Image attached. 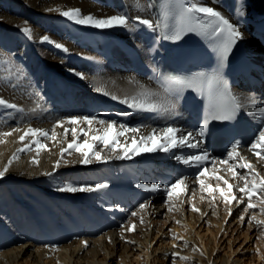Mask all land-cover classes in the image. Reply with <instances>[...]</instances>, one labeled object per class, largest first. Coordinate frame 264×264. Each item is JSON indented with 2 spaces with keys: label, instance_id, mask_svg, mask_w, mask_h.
<instances>
[{
  "label": "bare ground",
  "instance_id": "obj_1",
  "mask_svg": "<svg viewBox=\"0 0 264 264\" xmlns=\"http://www.w3.org/2000/svg\"><path fill=\"white\" fill-rule=\"evenodd\" d=\"M242 2L244 18L264 16V0ZM207 5L238 24L244 39L238 41L236 47L247 60L264 68V47L254 38L253 29L242 24L237 13L226 11L221 0H207ZM53 7L79 8L83 14L97 17L117 13H126L131 18L139 15L158 24L155 0H0V97L17 104L20 109L0 107V131L31 126L50 132L55 127L58 134L55 142L42 139L41 142L47 143L51 151L40 153L39 166L30 163L34 152L20 153L19 161L14 162L6 176L0 179V264H136L141 253L152 254H149L151 233L154 218L158 216L171 219L172 233L169 236L177 248L153 256L150 264H264V247L260 248L253 263H247L216 252L212 241L217 234L198 239L192 234L196 223L207 225L217 210L211 197L201 191L195 180L197 169L181 164L174 157L207 152L203 143L199 149L185 147L167 153H141L131 159H115L111 150L105 149L102 155L111 157L108 162L93 161L87 165L80 163L82 157L73 151L63 157L53 176L43 175L53 170L55 161L60 158V147H66L72 140L70 134L64 136L63 128L56 127L58 121H64V127H73L67 122L71 116H95L97 120L116 121L126 128L140 129L138 133H132L116 128L112 133L124 132L118 140L123 147L130 146V155L138 146L140 137L153 129L159 133L172 126L183 132H196L186 112L160 86L157 76L139 74L140 67L157 73L154 54L155 44L160 39L159 27L153 32L137 25L133 19L129 28L100 30L76 24L57 12L46 10ZM25 22L32 29L31 39L21 31ZM43 35H48L53 43L42 42ZM55 43L63 44L69 51L65 53L57 49ZM109 56L113 58L112 66L107 64ZM74 72L84 74L85 78L81 79ZM97 88L101 91H96ZM263 92L264 86L258 91L243 86L232 90L242 104L240 113L255 129L264 125V119L255 111L258 106H264L261 103L264 101ZM113 95L118 99L113 100ZM133 97L138 102H163L166 110L141 111L122 102L125 98L132 102ZM99 107H110L129 115L116 119L111 115L95 114ZM75 127L77 142L87 140L90 144L94 143V136L103 135L105 128L95 122L91 126L79 123ZM84 131L87 136L83 135ZM21 134L5 138L6 142L0 144V170L22 146L18 142ZM133 138L137 144L132 143ZM252 138L240 144L239 151L264 174V164L249 152ZM225 159H228L227 152L218 156L209 154L203 164L208 169L203 177L205 183L213 188L219 183L226 189L222 181L215 179L216 175H223L230 184L243 186V181L232 178L227 166L220 163ZM237 170L242 174L246 171ZM179 177L187 178L189 191L179 200L168 201L163 188ZM96 183H107L109 187L94 192L57 190L67 185L79 187ZM137 183H158L162 190L155 193L143 191L135 187ZM213 194L222 200L218 192ZM202 195L204 200L200 199ZM140 203L147 205L146 210L139 211ZM173 204L175 209L169 211ZM192 205L200 212L194 214ZM229 207L232 209L226 205L223 210L228 211ZM133 211H138L137 217L131 216ZM188 212L189 217H186ZM255 215L264 219V212L260 210ZM140 217L144 220L142 224ZM225 217L223 214L221 219ZM133 223L136 230L126 231ZM83 241L88 242L87 248ZM46 244L55 245V250L49 251ZM173 253L179 255L173 256ZM23 258L24 263L20 261Z\"/></svg>",
  "mask_w": 264,
  "mask_h": 264
},
{
  "label": "snow or ice",
  "instance_id": "obj_2",
  "mask_svg": "<svg viewBox=\"0 0 264 264\" xmlns=\"http://www.w3.org/2000/svg\"><path fill=\"white\" fill-rule=\"evenodd\" d=\"M179 9L181 16L186 18L187 23L176 27L174 30L164 31L160 35V39L179 41L183 38V35L188 32H196L199 29L203 35L212 38L214 42L213 50L217 58V66L210 73L199 72L193 76L171 75L167 77L168 90L174 92L177 96L182 94L186 89H191L192 91L199 93L201 96L207 94L209 100V104L206 106L207 115L205 116L203 123L199 125L198 131L183 132L172 126L160 130L159 133L153 129L151 133L140 137L138 146L132 149L130 155V146L123 147L118 140V136H122L124 132L121 131L116 135H112V133L116 128L132 133H138L140 129L126 128L125 125L118 124L116 121L97 120V117L95 116H71L68 118L67 122L73 127H64V121H58L56 127L63 128L64 136L67 137L70 134L72 140L67 143L66 147H60V158L55 161L53 170L46 171L43 175L49 177L53 176L55 170L58 169L63 162V157L65 155H71L73 151L82 157L80 163L87 165L93 161L98 163L108 162L111 157L102 155L105 149H110L114 154L115 159H131L133 155L153 153L157 151L167 153L176 148L186 147L199 149L201 144L205 142V133L211 120L229 121L235 119L242 104L238 98L231 93L228 82L223 78L222 69L228 62L230 54L237 42L244 39L240 27L237 23L226 18L220 11L216 10L215 7L208 6L207 0H197V2L187 4L181 2L179 3ZM243 9L244 5L242 0H237L236 13L238 17H243L245 15ZM46 10L49 12H57L67 20L73 21L76 24L100 30L111 29L114 27L129 28L133 19L137 25L147 27L153 32L159 27V25L151 19L143 18L139 15L131 18L126 13L97 17L93 14H83L79 8L62 9L60 7H53ZM17 27H19V25H17ZM167 28L168 26L165 25V29ZM21 31L29 39L32 38V29L27 26V22H25V26L21 28ZM41 41L53 43L48 35H43ZM55 47L65 53L69 51V49L61 43H55ZM153 70L155 71V69ZM74 74L81 79L85 78L82 73L74 72ZM96 91L99 92L101 89L97 88ZM103 94L109 95L108 92H104ZM111 98L113 100L118 99L115 95L111 96ZM122 102L128 104L130 108L141 111L157 112L160 110H166V105L163 102L149 100L138 102L135 97L132 98V102H129L127 98ZM252 103H255V101L253 100ZM261 103H264V101ZM0 107L11 110H20L17 104L11 103L3 97H0ZM255 111L260 114L262 119H264V106H258ZM122 115H129V113H122ZM94 122L105 126L103 135L94 136V143L91 144L87 140H84L83 143H78L77 129L75 125L86 123L91 126ZM21 132L23 134L18 136V142L22 146L15 150L12 156L7 160L3 169L0 170V179H3L6 176L14 162L19 161L20 153L34 152L35 155L31 157L30 163L39 166L40 153L42 151H51V148L47 143L41 142L42 139L55 142L58 137L55 127L50 132L42 128H34L31 126H28L26 129H22L21 127H11L7 131H0V144L6 142L5 138L12 137L14 134ZM83 135L87 136L88 133L84 131ZM110 136H112L111 139H109ZM60 143L63 145V141H60ZM132 143L137 144V140L133 138ZM240 143L239 140H235L231 145V149L227 152L228 159L222 160L220 163L227 166V171L231 173L232 178L243 181V186L238 183L235 185L230 184L229 180L223 175H216L215 179L217 181H222L223 184L227 186L226 189L221 187L219 183L216 184L215 188H213L211 184H206L203 179L208 173L207 167H203L204 162L209 159V154L206 151H201L199 154L175 155L174 159L185 166L197 169L195 180L198 182L201 191L206 192L208 196L211 197L212 202L216 200V196L213 193L218 192L225 205L230 206L233 201L237 204L245 203L246 201L243 209L244 213H248L250 209H256L258 206L260 211L264 212V174H261L254 163L241 155L239 151ZM249 143V152L252 153L259 163L264 164V125H261L257 129ZM84 145H87V148H85ZM98 145L102 147H98ZM118 148L120 151H117ZM230 161L232 162L230 163ZM238 161L243 162L237 163ZM238 168L245 169L246 171L242 174L237 170ZM108 187L109 185L107 183H96L94 185H82L79 187L67 185L59 187L57 190L69 193L94 192ZM135 187L151 193L162 190V186L158 183H137ZM234 187L235 191L233 190ZM163 191L166 192L168 201H172L173 198L179 200L182 195H186L189 191L187 188V178H177L174 182L163 188ZM237 193H239V195H237ZM193 195H195L194 192ZM200 199L204 200L205 197L202 195ZM254 199L257 200L259 204L253 203ZM146 208L147 205L145 203H140L138 205L139 211H144ZM174 209L175 205L173 204L168 210L173 211ZM191 210L197 213L200 212V209L195 205L191 206ZM138 214V211L131 212L132 217H137ZM228 214L231 215V207L228 208ZM255 219V216H252L249 222ZM240 220H244V215L240 216ZM140 223H144L143 217H140ZM177 223H179V221H177ZM135 230V223L130 224L126 229L128 232H134ZM109 242H111L110 238ZM127 242L132 243L131 241ZM82 243L85 248L88 247L87 241H83ZM45 248L51 251L55 250L56 246L46 244ZM178 255V253H173V256ZM182 259L187 260L189 258L182 257Z\"/></svg>",
  "mask_w": 264,
  "mask_h": 264
},
{
  "label": "rangeland",
  "instance_id": "obj_3",
  "mask_svg": "<svg viewBox=\"0 0 264 264\" xmlns=\"http://www.w3.org/2000/svg\"><path fill=\"white\" fill-rule=\"evenodd\" d=\"M253 201L259 204L257 200L254 199ZM245 204L246 202L237 204L233 201L230 205L232 206L231 215H229L227 210H223L226 205L220 198H216L213 206L217 210V214L210 218L207 225L196 223L192 234L198 239L199 237L211 238L212 233H215L217 235L213 238L212 244L215 246L216 252L225 253L247 263H253L260 248L264 247V219L255 215L260 210L259 206L256 209H250L248 213H244ZM189 214L190 212L186 213V217H189ZM220 214L221 216L226 214V217L222 220ZM241 215H244L243 221L240 220ZM252 216H255L256 219L249 222ZM221 220V227L219 228ZM170 221L171 219L167 216L154 218L151 233L152 241L149 246V254H152L148 256L141 253L137 257L138 262L136 264H150L153 256L163 255L170 248H177L176 244L171 243L172 237L169 236L172 233ZM155 231H160V233L156 234ZM161 241H166V243ZM20 261L24 263L25 259Z\"/></svg>",
  "mask_w": 264,
  "mask_h": 264
}]
</instances>
